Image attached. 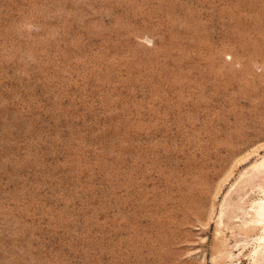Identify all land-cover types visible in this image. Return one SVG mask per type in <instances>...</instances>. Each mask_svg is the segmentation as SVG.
Listing matches in <instances>:
<instances>
[{"label":"rangeland","instance_id":"374dc122","mask_svg":"<svg viewBox=\"0 0 264 264\" xmlns=\"http://www.w3.org/2000/svg\"><path fill=\"white\" fill-rule=\"evenodd\" d=\"M263 158L264 0H0V264H258Z\"/></svg>","mask_w":264,"mask_h":264},{"label":"bare ground","instance_id":"6f19581e","mask_svg":"<svg viewBox=\"0 0 264 264\" xmlns=\"http://www.w3.org/2000/svg\"><path fill=\"white\" fill-rule=\"evenodd\" d=\"M264 159V158H263ZM260 163V162H259ZM258 163V165H260ZM261 165H262V161H261ZM264 165V164H263ZM256 167L255 168H257V163H256V165H255ZM253 167V166H252ZM254 168V167H253ZM255 168L253 169V170H255ZM259 169H260V167H258ZM261 169H262V167H261ZM252 170V171H253ZM263 170H264V168H263ZM250 172H251V170H249ZM258 171V170H257ZM260 171V170H259ZM249 172V173H250ZM246 173V172H245ZM257 173V172H256ZM244 174V173H243ZM243 174H241V176H245V175H243ZM251 174H252V172H251ZM247 175V174H246ZM254 175V174H253ZM240 176V178L239 179H241L242 177ZM261 178V177H260ZM261 181V180H260ZM240 182H241V180L240 181H238V185H240ZM236 185V184H235ZM237 186V185H236ZM252 187V186H251ZM257 186H255L254 187V185H253V188H256ZM259 187V186H258ZM246 189V188H245ZM231 191H232V188H231ZM230 191V192H231ZM235 191V189H234V187H233V192ZM240 193H243V192H240ZM228 195V194H227ZM240 195V194H239ZM243 196H241V198H242ZM225 198H227V196H225ZM224 198V199H225ZM231 200H233L232 198H231ZM238 200V199H237ZM224 201V200H223ZM225 202V201H224ZM224 202H223V204H224ZM238 203H239V201H238ZM241 203V202H240ZM230 204V203H229ZM259 205L257 206V209H256V213H257V216H258V221H259V223L261 224V222H263V224H264V202L262 203H258ZM239 205H241V204H239ZM231 207H234L233 206V204H232V206ZM237 207V206H236ZM241 207V206H240ZM223 208V207H222ZM222 210V209H221ZM228 210H229V207H228ZM235 210V208H233L232 209V211H234ZM237 210V209H236ZM239 210H240V208H239ZM238 210V211H239ZM241 210H242V208H241ZM240 210V211H241ZM254 210V209H253ZM227 211V210H226ZM237 211V212H238ZM244 212V211H243ZM239 213V212H238ZM244 213H246V212H244ZM227 214V213H226ZM246 214H249V213H246ZM232 213H230V216L232 217ZM236 214H234V216H235ZM249 215H252V214H249ZM221 216H222V214H221ZM227 216V215H226ZM233 216V217H234ZM240 216V215H239ZM242 216V215H241ZM237 217L238 219H241L242 220V217ZM253 216V215H252ZM256 216V215H255ZM235 218V217H234ZM244 219H245V217H244ZM244 219H243V221H244ZM246 219L248 220V218L246 217ZM249 219H252V218H249ZM255 219H256V217H255ZM236 220V219H235ZM241 220H239V221H241ZM247 220H245V221H247ZM220 221H221V218H220ZM222 221H223V218H222ZM233 221V220H232ZM242 221V222H243ZM244 221V222H245ZM249 221V220H248ZM252 222H253V220H252ZM252 222H249V223H252ZM220 223V222H219ZM223 223V222H222ZM224 223H227V222H224ZM248 223V222H247ZM246 222L244 223V225L245 224H247ZM248 223V224H249ZM253 223H257V224H259L258 222H253ZM253 223H252V225H253ZM240 224H242V226H243V223H240ZM247 224V225H248ZM256 224V225H257ZM262 225V224H261ZM249 226V225H248ZM248 226H247V228H248ZM255 226V225H254ZM253 226V227H254ZM263 227H264V225H263ZM245 228H246V225H245ZM249 228H250V226H249ZM252 228V227H251ZM219 232V231H218ZM221 234V233H220ZM259 240V239H258ZM224 241V240H223ZM248 240H246V243L248 244V242H247ZM250 241V240H249ZM260 241H262V244L261 245H259V247L257 248V250H255V252H253V253H255L254 255L256 256V258H257V262H258V264H264V236H263V239L262 240H259V242ZM255 259V258H254ZM256 263V262H255ZM257 264V263H256Z\"/></svg>","mask_w":264,"mask_h":264}]
</instances>
